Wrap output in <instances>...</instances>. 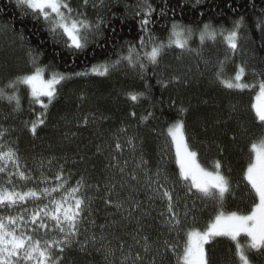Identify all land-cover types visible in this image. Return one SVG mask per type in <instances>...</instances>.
<instances>
[{
    "label": "trees",
    "instance_id": "16d2710c",
    "mask_svg": "<svg viewBox=\"0 0 264 264\" xmlns=\"http://www.w3.org/2000/svg\"><path fill=\"white\" fill-rule=\"evenodd\" d=\"M93 2L89 0L84 6L82 0H71L72 6L85 11L89 18L94 20L99 15L105 20L103 35L96 43L73 56L52 42L43 30L42 22L24 16L15 0H0V88L16 76L32 70L29 49L42 53L41 65L51 64L58 71L71 74V78L57 86L58 94L47 110L38 104H30L25 86L19 89V111L15 110L14 102L0 99V131L5 132L0 143L5 151L8 147L17 151L21 166L37 181L41 172L54 177L61 166L65 177L70 174L69 185L84 178L82 193L91 201V214H84L81 241L93 233L97 237L103 233L112 240L113 247L123 242L127 250L134 243L132 237L142 227L140 236L147 235L152 245L144 264H149L152 259L155 264H179L184 231L193 225L198 229L205 228L214 217V206L195 196H185V189L176 183L174 196L180 197L176 210L182 223L180 229L170 232L160 215L166 213L165 202L159 198L149 199L151 193L144 187L143 171L136 165L143 158L147 161L148 175L153 179L160 169L162 182L164 174L175 181L178 166L174 162V147L167 136V128L182 119L189 143L198 152L199 162L211 168L214 160H220L221 171L232 182L225 209L250 210L253 197L243 174L252 156L250 144L264 135V124L259 122L253 108L257 104L259 89H227L216 79L215 73L219 62L224 61L226 77L233 76L238 66L243 65L246 68L245 82L264 79V24L261 23L264 21V0H202L199 4L194 0H150L156 9L152 15L155 35L166 38L173 22L189 26L194 31L188 42L193 50L166 49L159 63L149 64L146 72L122 61L107 75L92 73L90 69L93 65L127 55L128 45L138 47L143 35L140 17L132 15L137 0H105L103 7H93ZM125 4L129 5L127 9ZM240 17L244 18V26L240 47L234 54L220 36L215 42L206 40L200 44L199 30L204 24L230 29ZM140 55L143 56V50ZM84 72L87 74L76 75ZM5 90L11 94V89ZM129 93L144 95L132 101ZM181 108L187 111L181 114ZM37 119H43L44 123L38 125L36 135H33L30 122ZM130 138L134 148L127 144ZM117 140L122 145L121 150L115 148ZM165 150L167 155H164ZM113 157L125 167L123 174L109 167L115 162ZM124 161H127L126 166ZM133 173L140 177L139 184L130 179ZM3 179L0 175V183ZM15 182L21 188L25 187V182ZM109 185H115L114 200L129 195L134 198L125 202L126 208L140 202V208L133 209V218L125 219L123 210L117 211L105 204ZM27 186L45 185L29 181ZM185 211H188L187 217ZM93 220L95 225L91 224ZM241 240L245 238L242 236ZM165 241L178 245L176 250L169 248ZM205 248L209 264H240L234 242L227 237H216ZM133 251L144 255L139 246ZM248 255L252 264H262V258L255 250L249 251ZM110 259L114 264H120L122 254L117 251ZM61 264H107V261L104 253L91 244L85 250L76 244L65 250Z\"/></svg>",
    "mask_w": 264,
    "mask_h": 264
},
{
    "label": "snow or ice",
    "instance_id": "6c2138e0",
    "mask_svg": "<svg viewBox=\"0 0 264 264\" xmlns=\"http://www.w3.org/2000/svg\"><path fill=\"white\" fill-rule=\"evenodd\" d=\"M201 2L202 0H194L195 4ZM15 3L24 16H31L34 21L42 22L43 30L48 33L52 42L72 53L73 56L84 52L90 44L96 43L103 35L104 18L99 15L94 20L89 18L85 11L74 8L71 0H15ZM82 3L87 6L89 0H82ZM97 6H105V0H94L93 7ZM128 7L129 5L125 4V8ZM155 11L150 0H137L132 15L140 17L139 26L143 35L139 38L138 47L129 44L127 55H120L116 60L93 65L90 71L98 75H107L110 69H115L122 61H126L129 66L138 67L141 72H146L149 64L159 63L166 49L176 47L182 51H192L188 42L192 39L194 31L189 26L173 22L166 38L162 39L155 35L152 31L154 26L152 15ZM163 14L161 10V15ZM261 23L264 24V21ZM243 26V17L234 21L230 29L204 24L199 30V42L200 44H204L206 40L215 42L217 36H220L234 54L240 47L239 40ZM21 39L24 37L21 36ZM140 50H143V56L140 55ZM41 55V52L29 49L28 56L32 70L16 76L5 87L0 88V99H7L9 103L14 102L16 111L21 108L19 95L21 86L27 88L31 98L30 104H38L42 109L47 110L58 94L57 86L71 78V74L62 73L51 64L41 65ZM45 73L48 75L46 76ZM245 73L246 68L240 65L233 76L226 77L224 61H220L215 77L227 89L243 91L258 87L257 100L264 98V79L245 82ZM86 74L87 72L76 73V75ZM173 79L178 80L176 77ZM160 83L167 86L164 81ZM5 89H11V94ZM143 95V93H129L132 101H137ZM253 108L259 122L264 124V104L258 103L253 105ZM186 111L184 108L180 109L181 114ZM43 123V119L30 122L31 133L36 135L38 125ZM4 135L5 132L0 131V141L3 140ZM167 136L171 138L174 162L178 166L175 181L164 174L162 182L160 169L155 174L156 179H153L148 175L147 161L143 158L136 165L143 171L144 187L151 193L149 199L159 198L165 202L166 213H160L164 218V224L170 232L180 229L182 222L176 210L180 197L174 196L175 185L178 182L185 189V196H195L204 203L211 202L215 211L214 217L205 228L198 229L193 225L186 231L181 229L184 231L185 241L182 253L178 256L179 264H209L205 245L216 237H227L234 242L235 254L240 264H252L248 255L251 250H255L260 255L264 264V135L250 144L252 156L243 174V180L249 186L253 197L251 208L247 212L225 209V199L231 192L232 182L221 171L220 160H214L211 168L199 162L198 152L189 143L182 119L167 128ZM127 144L134 148L131 138L127 140ZM115 148L122 149L118 140ZM3 149L4 145L0 143V175L4 177L3 182L0 183V264H61L65 250L76 244L80 245L81 250H85L89 244L96 247L97 251L104 253L107 264H114L110 258L115 257L117 251L122 254L120 264H144L145 256L152 251V245L147 235L140 236L142 227L132 237L134 243L129 245L127 250L123 242H120L118 247H113L112 240L103 233L99 237L93 233L85 237L84 241L80 240L84 214L85 212L91 214V201L82 193V189L85 188L83 177L74 185H69L70 174L69 177H65L61 166L54 177L50 178L41 172L37 181L30 171L21 166L16 150L11 147L6 151ZM164 155H167L166 150ZM112 159L115 162L110 163L109 167L123 174L125 167L121 166L116 157ZM124 165H127V161H124ZM40 166L43 167V161ZM130 179L140 183V177L135 173ZM16 180L25 182V187L18 186ZM29 181L45 186H27ZM107 187L105 204L114 207L117 211L123 210L126 213L125 219L133 218V209H139L140 202L136 201L126 208L125 202L134 198L129 195L124 199L114 200L112 196L115 185ZM55 193L59 195H54ZM116 195L119 196V193ZM184 207L187 209L188 205L185 204ZM184 216H188V211H185ZM192 219L195 221V217ZM137 223L139 224V218ZM91 224L95 225V221H91ZM242 236L245 238L244 241H241ZM165 244L173 251L178 246L169 244L168 241H165ZM137 246L142 249L144 255L140 251H133ZM156 251L158 252L159 249ZM149 264H155V260H150Z\"/></svg>",
    "mask_w": 264,
    "mask_h": 264
},
{
    "label": "rangeland",
    "instance_id": "374dc122",
    "mask_svg": "<svg viewBox=\"0 0 264 264\" xmlns=\"http://www.w3.org/2000/svg\"><path fill=\"white\" fill-rule=\"evenodd\" d=\"M258 96H259V93H258ZM258 103H259V104H264V98H261V100H259V101L257 100V104H258ZM241 241H242V240H241Z\"/></svg>",
    "mask_w": 264,
    "mask_h": 264
}]
</instances>
